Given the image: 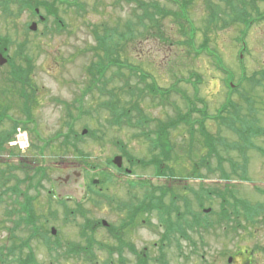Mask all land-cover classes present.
<instances>
[{
	"label": "rangeland",
	"instance_id": "374dc122",
	"mask_svg": "<svg viewBox=\"0 0 264 264\" xmlns=\"http://www.w3.org/2000/svg\"><path fill=\"white\" fill-rule=\"evenodd\" d=\"M175 1L177 3L170 0H32L33 5L39 6L36 9L39 15L35 17L26 8L20 12V7L12 0H0V37L11 41L6 54L13 58L15 70L32 67L30 86L26 85L30 107L26 109L27 99L20 95L21 84L12 76L13 66H0V113L8 114V118L0 123V142L5 133L12 131L14 121L28 123L30 142L26 154H20L19 150L12 148L15 133L5 145L6 151L0 154V171H5L9 178L0 202V248L9 245L8 236L16 222V217L10 218L7 214V211L10 213L17 208L16 203L19 204L11 192L16 186L25 190L29 186V183H24L27 177L34 176L40 167L45 169L46 176L38 175L36 182L40 181V185L29 191L30 195L38 196L36 206L39 214L49 219V232L52 228L57 229V236L52 237H59L57 243L63 244V250L67 249L68 242L76 248L81 244H84L83 248H89L88 242H82L81 235L82 227L90 225L93 231L89 228L86 233L94 241V246H91L94 258L92 262L89 258V264H105L102 260H107L101 256L97 245L107 237V227L102 226V222L106 221L110 226L126 223L128 212L126 209L123 211L120 202H129V182L142 178L154 185L174 183L179 187L169 190L168 200L175 203L183 185L231 184L239 186V192L250 185L264 188V134L251 139V149L244 156L246 164L240 151L230 149L228 152L225 147L230 148L233 144L235 149L234 146L240 144V135L228 124L212 120L231 96L227 84L228 77H231L228 71L233 75V84L239 88L233 98L242 109L243 118L254 119L264 133V20L246 29L241 22L229 20L231 11L223 0ZM255 5L264 14V0H256ZM154 6L160 8L159 15L155 14ZM180 13L179 20L177 15ZM252 17L257 19V13L253 12ZM212 18L213 25L210 24ZM32 24H38L37 30L27 31ZM58 24H63L64 28L57 29ZM185 29L193 34L192 44L188 42L190 36L184 34ZM104 37L116 47L117 59L133 70L127 67L121 71L118 68L110 70L105 86L108 92L94 86L89 91L94 80L86 70L104 56L99 46V40ZM22 45L23 49H20ZM27 58L31 59L30 63ZM140 71L148 76L146 82ZM252 78L261 81L263 86L254 87L250 82ZM146 84L171 91L169 97L163 100L144 91L142 95L137 93L132 100L130 87L144 89ZM112 100L124 107H128L126 104L129 102L138 103L142 115L151 120L150 127H139V119H133L132 125L125 123L118 127L110 124L111 113L103 104ZM189 105H196L204 111L202 116L196 114V117L206 122L211 139L224 142L218 148L221 155L212 161L215 174L207 175V164L199 162L213 156H209L204 138L197 135L191 143L187 129L172 133V141L179 144L172 154L174 160L167 163L174 169V181L167 177L158 179L151 169L145 171L138 166L130 176L119 174L113 160L117 156L125 158L122 148L139 160L149 161L151 145L142 133L156 130L158 121H168L178 111L187 112ZM251 107L254 113L249 112ZM133 116L141 115L134 112ZM19 128H23L22 125ZM90 129L96 131L97 138L83 135ZM68 134L70 137L66 139ZM76 135L80 138L75 140ZM82 153L90 157V162L83 160ZM230 159L237 168L248 169V182L242 169L238 172L241 177L236 176L229 183L220 178L218 164L222 160L225 169L230 171V162L227 161ZM125 161L124 165H127L128 161ZM86 162L98 168L87 167ZM197 163L200 165L196 166ZM19 164L26 169L14 170ZM194 171L204 178L193 179L191 173ZM108 173L112 175V183L106 179ZM104 177L105 182L100 187ZM66 178H70L67 184L64 183ZM95 180L100 182V186L92 189L97 192L101 189L102 197L78 205L76 200L87 195L86 187L93 186ZM51 190L67 200L57 202L53 194L49 195ZM1 192L2 188L0 195ZM142 194L140 190L138 196ZM51 211L54 216L50 217ZM96 223L99 226L96 227ZM126 232L134 233L137 248L158 238L143 228ZM17 235L26 239L29 233L21 228ZM41 240L40 243L34 240L30 245L39 262L49 264L47 247ZM25 253L28 254V249ZM64 261L60 264H77L71 260Z\"/></svg>",
	"mask_w": 264,
	"mask_h": 264
},
{
	"label": "flooded vegetation",
	"instance_id": "af4514ba",
	"mask_svg": "<svg viewBox=\"0 0 264 264\" xmlns=\"http://www.w3.org/2000/svg\"><path fill=\"white\" fill-rule=\"evenodd\" d=\"M214 158L215 156L199 159L201 165L209 166L205 168L207 175L215 174L212 168ZM127 170L129 169H124L122 174L130 176L131 172L127 174ZM228 173H231V170ZM247 175L248 169L244 168L246 178ZM178 187L151 184L146 187L135 185L131 189L128 188L130 193L128 204L120 202L123 211L126 209L128 212V216H125L126 223L110 226L108 222H102V226L107 227L106 239L97 242L101 256L107 258L102 262L105 264H264V188L261 185L244 186L240 192L239 186L231 184L183 185L177 194L179 200L176 203L169 201V189ZM53 188L56 186L54 185ZM26 189L36 190V186H27ZM140 190L142 196H138ZM86 192L87 195L81 199L102 196L101 189L97 193L89 189ZM51 194H54L52 190L49 192V195ZM28 197L38 196L29 194ZM55 198L60 201L67 200L59 194ZM152 198H156L155 202H152ZM16 205L19 206L17 203ZM34 205H37V200L34 201ZM128 205H130L129 209H127ZM35 209L39 214L38 208ZM13 210L10 213H18L19 207ZM10 213L7 211V214ZM49 215L54 216L52 211ZM95 225L99 226L98 223ZM141 227L154 233L158 238L151 244L137 248L134 233L126 231L141 230ZM52 229L50 234L56 237L57 229L55 228V234L52 233ZM109 230L112 232L110 233ZM33 234H29L26 239L21 238L16 245H11L8 241L9 245L1 247L0 264H33V262L46 264L39 262L30 245L34 240L42 242L39 232ZM82 242L87 240L82 237ZM57 244L56 241L51 240L52 247L46 248L49 264H60L63 260L89 264L90 250L83 248L84 244L75 249L64 250L55 248ZM25 249H28V254L25 253Z\"/></svg>",
	"mask_w": 264,
	"mask_h": 264
},
{
	"label": "trees",
	"instance_id": "16d2710c",
	"mask_svg": "<svg viewBox=\"0 0 264 264\" xmlns=\"http://www.w3.org/2000/svg\"><path fill=\"white\" fill-rule=\"evenodd\" d=\"M17 3L16 5H18L20 8V12L23 11L24 8H26V10H30V12L33 14V16H36L35 10L39 8V6L37 4L33 5L32 0H12V3L14 4V2ZM172 2L177 3L175 0H170ZM227 7L230 9L231 13L229 15V20L231 22H241L242 24H244V27L246 29H249L250 26L260 20H264V14H262L259 10V8L257 7V5H255L256 0H223ZM146 8H148L149 6H145ZM5 8V7H4ZM154 12L156 15H159L160 13V8H158L157 6L153 7ZM253 12L257 13V19L255 17H252ZM11 15V14H10ZM161 15V14H160ZM177 18L180 20L181 19V13L177 15ZM185 21L188 23L189 20L188 18L185 16ZM61 22V21H60ZM153 24L155 23V20L152 21ZM63 23V22H62ZM214 23V19H211L210 24L213 25ZM142 25H145L144 23H141ZM154 26L156 27V25L154 24ZM64 28L63 24H58L57 25V29H62ZM27 31H29V28L27 29ZM130 32V30H129ZM245 38V35L243 37V40ZM193 41V34L191 35V37L188 39V42L190 44H192ZM100 44V50H102L104 52V56L101 57L98 61V63H92L88 68H87V73L90 77L93 78L94 83L92 86H90L88 88L89 91H91L93 89V86L96 87V89L98 88L100 91H104V92H108L105 88L106 83L109 81V79H107V74L110 70H113L115 68H118L119 71H121V69H123L124 67H127V64L123 63L120 61V59H117V56H115L116 53V47L113 45H110L109 43H111V41L108 40V38L104 37L101 38L99 40ZM187 42V43H188ZM5 43V44H4ZM188 43V44H189ZM207 44V43H205ZM10 45H11V41L9 40V38H5L2 39L0 37V52L4 53V55H7L6 53H8L9 49H10ZM205 47H207L206 45H204ZM20 49H23V45L20 47ZM7 50V51H5ZM207 50V49H206ZM213 55V54H212ZM27 61L30 63L31 59L27 58ZM13 58L9 57V66H13ZM12 68V76L14 78L15 81H18L17 83L21 84V91H20V95L21 97L27 99V103L25 105L26 109L28 107H30V104L28 103V97H30L28 95V86H30V75H31V66L28 69H23V68H18L17 70H15V66L11 67ZM130 70H133L131 67H127ZM228 75H230L231 77H228V89L231 93V96L228 98V100L226 101V105L222 106V108L219 110V113L217 116L212 117V120H216V121H220L223 125L228 124L229 127H231L235 132H237V134L240 135V144H237L236 146H234L235 149H233V144L231 145V147H227L228 148V152L230 151V149L232 150H238L240 151V153H242V157L244 159V156L247 152L248 149H251V139L256 138L260 135H263L264 133L261 131L260 128H258V126L256 125V122L254 119H250V118H243L244 115H242V109L240 108V106L238 105V103L234 100L233 95L237 94L238 91V87L235 86V84H233V75L232 73L227 72ZM140 75L142 77V75H144V79L143 81L146 82V79L148 78L147 75H145V73L143 71H140ZM141 79V78H140ZM196 82L199 83L198 78L196 77ZM263 79H264V73H263ZM250 82L253 83L254 87H262L263 85L261 81H255V79H250ZM96 84V85H95ZM232 84V85H231ZM14 85V84H13ZM196 88V85H194ZM15 88L16 85H14ZM130 91V97L131 99H135V95L138 93L139 95H142L144 91H148V94H150L151 96L153 95L154 97H160L161 99L165 100L166 98L169 97V94L171 91L169 90H162L160 88H158L157 86H151V84H146L144 89H140V88H131L129 89ZM198 92V91H197ZM240 96L243 97L242 92H240L239 94ZM156 99V98H155ZM244 99V98H242ZM190 101V99H189ZM135 104V105H132ZM192 104V103H191ZM250 104H253L252 101H250ZM104 107L111 113V118L108 121L110 124L112 125H116V126H122L123 124H130L132 125L133 119H139V127H143V128H148L150 127V122L151 120H149L148 116H143L142 115V111L139 110V105L138 103H133V102H129L128 104H126V106L128 107H124L123 104H121L120 102H115L114 100L110 101V102H104ZM252 108V107H251ZM250 108L249 112L250 113H254V109L252 111V109ZM30 109H28L29 112ZM140 113V117H134L133 113ZM202 111L201 109L197 108L196 105H189L187 112L182 113L179 112L177 113V115L174 118H170L168 121H158L157 125H156V130H149L148 132H143L142 134L148 139V142H150L151 145V149H150V155H151V159L149 161H143V160H139L136 157H134L133 155H130L127 151L124 150V148H122L120 146V148H122V153L125 156V159L131 164L133 163L131 166L134 167H140L141 169L147 171L149 169H151V171H153V176L161 179L163 177H167L169 179V181H174V177H176L174 169L169 166L167 163L172 162L174 159L172 158V154H174L176 152V145H179L178 143H175L172 141V133H174V131L178 130V129H187L188 134L190 136V140L191 143H193L195 141V137L200 136L202 138H204V145L206 150L208 151V154L210 156H220V151H219V147L222 146V143H224L222 140H214L211 139L212 138V134L208 132L207 127H206V122L205 121H201L202 118H198L196 117V114H199L200 116H202ZM206 113V112H205ZM8 114L6 113H0V123L1 121L5 120ZM31 115V113H30ZM253 116V115H252ZM14 126L12 128L11 132L5 133L2 137H1V142H0V154L3 153V151H6L5 145L10 142L13 139V135L16 133V129L17 127H19L20 125H22V127L26 130H29V126H27V122H23V121H14ZM72 127V126H70ZM88 135L94 138H97V133L96 131L90 129L88 130ZM68 139L70 137V134H68L66 136ZM80 136L76 135L75 136V140L79 139ZM190 143V144H191ZM117 144H120L117 142ZM192 145V144H191ZM225 145V144H223ZM190 148V147H189ZM83 160L88 161L89 160V156L84 155L83 153L80 155ZM128 158V159H127ZM228 162H230V167H231V173H228V171H226L224 165H223V161L221 160V163L218 164V171L220 172V178L222 180L225 181H231L234 177H241L239 176V169H242L244 172V168H237L236 167V163H234L232 161V159L227 160ZM90 162V161H88ZM87 163V162H86ZM90 167L92 169H97L94 164L89 163ZM88 163L85 164V166H89ZM110 166H112V163H109ZM204 167V166H203ZM207 168H209L207 166ZM21 167H15L14 170L18 171L20 170ZM24 169V168H23ZM45 169L43 168H38L35 171V175L31 176V178L27 177L28 180L25 181L24 183H29V186H38L40 185V181L36 182V178L38 175H40L41 177H43L44 175L46 176V173L43 172ZM88 170V169H87ZM123 172V171H122ZM109 176H106V179L108 182L112 183V175L110 173H108ZM167 175V176H166ZM201 174L197 171H194V173H191V176L193 177V179L195 180H199V179H203L204 177L200 176ZM244 176V175H243ZM242 176V177H243ZM114 178V176H113ZM244 178V177H243ZM105 177L103 178V181L101 182V184H104L105 182ZM201 179V180H202ZM9 178L6 176V172L4 171H0V188H2V192L0 195V202L2 201L3 198V189L6 187V185L8 184ZM37 183V184H36ZM139 184H149L148 181H143L142 183ZM174 183H172L171 185H173ZM170 185V183H169ZM175 186V185H173ZM170 191L173 189H169ZM8 192V190H7ZM5 192V193H7ZM4 193V194H5ZM16 198L15 201L19 202V210L18 213H10L8 214L10 218H13L14 216L16 217V222H15V226L14 228H12L10 231L11 233L9 234L8 237V241L11 243V245H16L21 238L18 237L17 232L18 230H20L21 228H24L25 231H27L30 235H34L33 233H38L41 235V238L49 243V240L51 239L50 237V233L47 227V222H46V218L43 217L39 214H37V210L35 208H37L34 205V201L36 200V197H28L29 195V190L26 189L25 191L21 189V186H16L14 188V190L11 192ZM55 195V194H54ZM2 196V197H1ZM56 196V195H55ZM83 200V199H82ZM80 201H76V203L80 206H82L83 202ZM152 202H155L156 198H152L151 199ZM84 201V200H83ZM62 202V201H60ZM130 206H127V209H129ZM84 238L87 240V242L89 243V258L91 259V262L93 261V252L91 251V246H94V241L92 239L91 236H89L88 234L84 235ZM76 247L74 246V244H69L68 249H75ZM34 263V262H33Z\"/></svg>",
	"mask_w": 264,
	"mask_h": 264
},
{
	"label": "water",
	"instance_id": "95a60500",
	"mask_svg": "<svg viewBox=\"0 0 264 264\" xmlns=\"http://www.w3.org/2000/svg\"><path fill=\"white\" fill-rule=\"evenodd\" d=\"M31 30L36 31L37 30V25L33 24L31 27ZM7 63V60L0 54V65L3 66ZM87 132L85 131L84 134H86ZM114 163L120 168L122 166V157H117L114 160ZM99 182L96 181L95 184H98ZM56 232L53 230V234H55Z\"/></svg>",
	"mask_w": 264,
	"mask_h": 264
},
{
	"label": "bare ground",
	"instance_id": "6f19581e",
	"mask_svg": "<svg viewBox=\"0 0 264 264\" xmlns=\"http://www.w3.org/2000/svg\"><path fill=\"white\" fill-rule=\"evenodd\" d=\"M25 139H24V137H22L21 139H20V141H24Z\"/></svg>",
	"mask_w": 264,
	"mask_h": 264
}]
</instances>
